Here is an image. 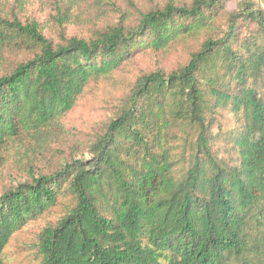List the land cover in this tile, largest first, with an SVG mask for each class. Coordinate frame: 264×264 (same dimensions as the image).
Returning a JSON list of instances; mask_svg holds the SVG:
<instances>
[{"label": "trees", "instance_id": "16d2710c", "mask_svg": "<svg viewBox=\"0 0 264 264\" xmlns=\"http://www.w3.org/2000/svg\"><path fill=\"white\" fill-rule=\"evenodd\" d=\"M27 1L0 0V158L57 142L88 87L138 55L199 46L137 74L76 153L0 193V264L55 211L40 264H264V0H168L87 35L65 28L87 0H56L57 36Z\"/></svg>", "mask_w": 264, "mask_h": 264}, {"label": "rangeland", "instance_id": "374dc122", "mask_svg": "<svg viewBox=\"0 0 264 264\" xmlns=\"http://www.w3.org/2000/svg\"><path fill=\"white\" fill-rule=\"evenodd\" d=\"M101 3L97 0H87L86 3L77 6L73 10L72 18L65 24L68 34L87 35L94 25L105 24L114 20L118 15L136 13L138 9H145L156 4H163L168 0H105ZM177 3H189L191 0H174ZM235 1H231L230 8L235 7ZM56 0H28L26 3V15L38 19L48 35L57 36L59 25L57 21ZM264 8V4L262 6ZM198 40H184L174 44L165 52L159 54L147 52L138 55L133 61L118 71L112 78H105L100 82L91 84L81 97L77 107L63 120L66 131L58 137L57 142L39 154H35L34 144L26 141L21 152L4 154L0 158V193L17 185L26 166L35 170L45 171L54 168L68 154L77 152L78 145L84 144L98 128L106 113L117 99L122 96L125 89L142 71L161 67L166 71L185 63L191 50L198 48ZM28 154V156H27ZM87 157L89 156L86 154ZM55 211L50 216H45L29 223L21 231L16 233L6 249L7 264H40V257L35 248L37 235L42 227L50 220L58 216Z\"/></svg>", "mask_w": 264, "mask_h": 264}]
</instances>
